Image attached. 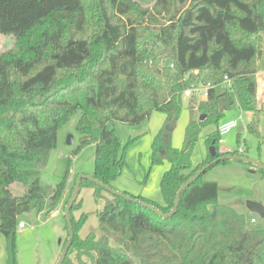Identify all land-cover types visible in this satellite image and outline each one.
Here are the masks:
<instances>
[{
	"label": "trees",
	"instance_id": "16d2710c",
	"mask_svg": "<svg viewBox=\"0 0 264 264\" xmlns=\"http://www.w3.org/2000/svg\"><path fill=\"white\" fill-rule=\"evenodd\" d=\"M74 1L0 0V34L10 35L14 44L0 51V233L7 264H17L19 216L51 211L66 189L68 170L55 186L38 178L26 183L25 174L56 146L60 127L80 111L75 151L93 143V176L113 187L126 163L108 122L139 123L153 110L165 115L151 143V163L169 162L160 179L162 204L123 192L134 202L82 179L80 187H91L94 198H101V191L110 198L97 211L100 236H79L87 216L73 217L74 201L73 240L62 264H264V229L250 228L243 214L217 202V182L202 178L208 168L181 193L171 217L141 204L168 213L183 182L207 164L228 161L214 162L230 152L218 151L219 136L213 132L207 144L215 145V156L209 153L193 167L191 152L202 127L216 125L236 100L240 109L253 113L248 127L258 133L264 103L257 97L256 65L262 54L264 0H192L178 19L170 16L168 24L152 25L165 47L164 63L160 48L140 41L141 21L114 19L113 12L126 13L131 0H96L100 29L90 39L78 36L85 7L84 0ZM67 36H72L70 43ZM224 76L232 80V90L221 86ZM201 83L211 84L208 95L190 103L189 110L197 109L204 118H190L183 145L173 147L171 131L184 91ZM15 181L25 185L21 195L10 190ZM65 229L68 237L66 222Z\"/></svg>",
	"mask_w": 264,
	"mask_h": 264
},
{
	"label": "rangeland",
	"instance_id": "374dc122",
	"mask_svg": "<svg viewBox=\"0 0 264 264\" xmlns=\"http://www.w3.org/2000/svg\"><path fill=\"white\" fill-rule=\"evenodd\" d=\"M74 3V0H71ZM96 0H84L85 17L84 29L78 36L92 38L100 29V13L96 7ZM192 0H131L129 10L124 14L113 12L114 19L121 21L125 18L136 19L142 22L140 41L153 48L161 49V63L165 60V47L153 35L152 25L168 24L172 19L182 16L184 9ZM39 2V1H37ZM148 17V21L142 17ZM152 18V23L149 22ZM175 20V19H174ZM146 30V31H145ZM72 36H67L70 41ZM14 48L13 38L10 35L0 34V51ZM190 103H198V98L182 97V108L171 131V145L180 148L184 142L185 128L190 118L199 119L200 113L194 109L189 110ZM80 111L64 125L57 133V142L54 148L47 150L45 160L25 170L26 183L38 178L41 184L55 186L68 170L66 189L59 203L51 211L37 213L29 211L21 214L18 221L24 223L23 227L17 226L15 237L16 263L17 264H55L62 245L67 238L65 229L64 211L67 201L75 185L79 174L93 175L94 171V144L89 143L75 151L80 142V135L76 130V123ZM253 113L239 108L237 100L229 109L218 118L217 124L228 120H235L236 126L220 136L218 142L219 152H239L252 160L264 164V108L257 115V128L251 130L248 123ZM165 115L163 112L153 110L150 115L139 123H129L114 120L108 122L109 127L115 130L119 139L121 150L125 155V165L121 174L113 180V188L120 192H127L134 196H143L162 204L160 179L164 170L169 167V162L151 163V143L163 125ZM215 123H209L202 127L198 139L191 152V164L195 167L207 159L209 146L207 137L212 132L216 133ZM242 126V130H238ZM72 136L73 142L68 144L67 138ZM224 147L226 149H220ZM202 178L212 180L218 184L217 202L233 207L238 213L245 216L247 225L253 229H264V217L251 211L248 201H256L264 206V172L256 165L228 160L220 162L208 168ZM25 185L19 181L11 183L10 190L14 195H21ZM101 198H94L93 190L89 186H81L72 215L78 219L85 212L86 219L78 234L86 236L94 232L100 236L98 228L97 211L104 203V199L110 198L105 192H99ZM252 218L254 219L252 221ZM111 245L116 243L111 240ZM0 264H7L6 240L0 233Z\"/></svg>",
	"mask_w": 264,
	"mask_h": 264
},
{
	"label": "water",
	"instance_id": "95a60500",
	"mask_svg": "<svg viewBox=\"0 0 264 264\" xmlns=\"http://www.w3.org/2000/svg\"><path fill=\"white\" fill-rule=\"evenodd\" d=\"M71 42V40L69 41V43ZM204 115H200L199 119H203ZM243 127L242 126H238V130H242ZM66 142L68 144H71L73 142V138L72 136H69L66 140ZM209 153L211 156H215L216 155V149H215V145L211 144L209 146ZM222 159H226V160H238L241 162H245V163H250L253 165L258 166L259 168H261L262 170H264V164H262L261 162L257 161V160H252L249 159L247 157L244 156H240L237 154H228L225 155L223 157L219 156L216 157L214 159V162H218ZM210 167V164H207L204 168H202L199 172L195 173L194 175L190 176L185 182H183L181 184V186L179 187V189L176 192V196L174 199V205L171 208V210L168 213H163L162 211H160L157 208H154L152 205H149L147 203L141 202L142 205L148 207L149 209L155 211L157 214H159L162 217H171L177 210L178 204H179V199H180V195L181 193L193 182L195 181L200 174H202L207 168ZM82 179H87L90 180L91 182L97 184L98 186H100L101 188H103L104 190H106L107 192H110L111 194L117 195V196H122L125 199L137 202V200L127 194H124L123 192H120L116 189H114L113 187L103 183L102 181H100L99 179L95 178L93 175H85V174H79L76 177V181H75V185L73 187L72 193L67 201L66 207H65V211H64V219L67 225V231H68V237H67V241L66 244L64 245V247L62 248L57 260L55 264H62L66 255H67V251L71 245V242L73 240V228H72V223H71V217H70V213H71V208L72 205L74 203V201L76 200V197L78 196L79 190H80V185H81V181ZM247 206L251 211H255L257 212L260 216L264 217V206L256 201H248L247 202Z\"/></svg>",
	"mask_w": 264,
	"mask_h": 264
},
{
	"label": "built area",
	"instance_id": "2783aa9c",
	"mask_svg": "<svg viewBox=\"0 0 264 264\" xmlns=\"http://www.w3.org/2000/svg\"><path fill=\"white\" fill-rule=\"evenodd\" d=\"M221 86L227 88L228 90H232V80L230 78H228L227 76H224L223 78V81L221 83ZM211 87V84L210 83H207V84H194V85H191L189 88H187L185 91H184V96H188V97H191V96H196L198 98V100H202V99H205L208 95V88ZM236 126V122L235 120H228V121H225L221 124H218L217 125V128H216V133L218 134L219 136V140L218 142L220 141V136L225 134L226 132H228L231 128L235 127ZM254 219L252 218V221ZM18 226L19 227H23L24 226V223L22 221L18 222Z\"/></svg>",
	"mask_w": 264,
	"mask_h": 264
},
{
	"label": "crops",
	"instance_id": "0c3cea01",
	"mask_svg": "<svg viewBox=\"0 0 264 264\" xmlns=\"http://www.w3.org/2000/svg\"><path fill=\"white\" fill-rule=\"evenodd\" d=\"M262 54L260 59L257 61V71H256V78H257V97L263 101L264 103V32H262ZM226 149L224 147H220V149ZM42 213V212H40ZM57 260V258H56Z\"/></svg>",
	"mask_w": 264,
	"mask_h": 264
}]
</instances>
